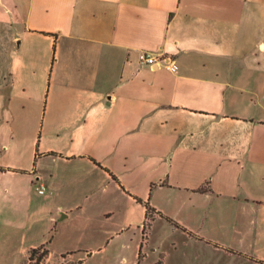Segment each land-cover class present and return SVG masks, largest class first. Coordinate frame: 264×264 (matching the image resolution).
<instances>
[{
	"label": "crops",
	"instance_id": "1",
	"mask_svg": "<svg viewBox=\"0 0 264 264\" xmlns=\"http://www.w3.org/2000/svg\"><path fill=\"white\" fill-rule=\"evenodd\" d=\"M0 166V264H264V0H0Z\"/></svg>",
	"mask_w": 264,
	"mask_h": 264
},
{
	"label": "rangeland",
	"instance_id": "2",
	"mask_svg": "<svg viewBox=\"0 0 264 264\" xmlns=\"http://www.w3.org/2000/svg\"><path fill=\"white\" fill-rule=\"evenodd\" d=\"M56 231L55 228L52 229V231L49 233V237L54 234ZM48 237V238H49ZM69 243L65 240V238H61L60 241L56 242L54 244V251H52L48 257H46L42 263L40 264H129L131 262V256H132V249L133 244H122L119 243L115 245L116 251L114 253H111L109 255H103V254H95L92 256H84L82 258L78 257V254H72L74 258L71 260L66 255L64 257L61 256V253L55 248H61L63 246H67ZM165 248V251L168 253L169 261L170 262H182V261H176L178 258H180L182 253H179L173 245L171 244H163L162 245ZM150 258L152 257L153 253L149 252ZM19 258L24 257L22 253L19 252L18 254ZM125 259H124V257ZM83 260L81 263H77V261ZM12 260L8 261V264H11ZM35 258L32 260L28 259V252L26 258L21 262V264H34Z\"/></svg>",
	"mask_w": 264,
	"mask_h": 264
},
{
	"label": "trees",
	"instance_id": "3",
	"mask_svg": "<svg viewBox=\"0 0 264 264\" xmlns=\"http://www.w3.org/2000/svg\"><path fill=\"white\" fill-rule=\"evenodd\" d=\"M5 169L6 168H3L2 166H0V170H5ZM145 207H146V210H145V221H144V224H143V232L146 231L147 228H149V226L151 224V220L154 217V213L156 212L155 209L153 207H151L148 203H145ZM167 219L170 222H172L174 225L180 227V225L177 222H175V221H173L172 219H169V218H167ZM141 248H142V242L140 243L136 264H140V260L143 257V253L141 251ZM48 255H49V250H48V248L46 247V245L44 243L41 244V245H38L36 247H31L28 250V259L32 260V259L35 258V263L34 264L42 263V261L46 257H48ZM61 256L64 257L65 255L62 254ZM81 262H82V260L77 261V263H81ZM152 264H163L162 257L160 256L159 259L156 262L152 263Z\"/></svg>",
	"mask_w": 264,
	"mask_h": 264
},
{
	"label": "built area",
	"instance_id": "4",
	"mask_svg": "<svg viewBox=\"0 0 264 264\" xmlns=\"http://www.w3.org/2000/svg\"><path fill=\"white\" fill-rule=\"evenodd\" d=\"M138 59L143 64H148L151 66L163 65L164 67L173 71H177L178 69V64L175 63L174 60L166 61L163 55H156L148 51H140L138 54ZM36 188L38 192H43L45 187L40 183Z\"/></svg>",
	"mask_w": 264,
	"mask_h": 264
}]
</instances>
